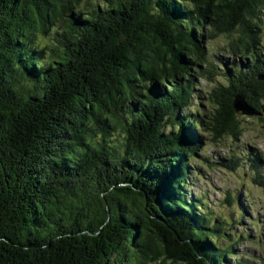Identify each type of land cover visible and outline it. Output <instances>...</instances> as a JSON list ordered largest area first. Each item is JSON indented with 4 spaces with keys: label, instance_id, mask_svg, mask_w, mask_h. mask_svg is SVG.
I'll use <instances>...</instances> for the list:
<instances>
[{
    "label": "trees",
    "instance_id": "trees-1",
    "mask_svg": "<svg viewBox=\"0 0 264 264\" xmlns=\"http://www.w3.org/2000/svg\"><path fill=\"white\" fill-rule=\"evenodd\" d=\"M263 12L264 0H0V264H249L231 261L226 221L188 188L197 130L238 139L235 95L264 105ZM236 32L244 64L212 61L206 42ZM201 77L226 83L199 114Z\"/></svg>",
    "mask_w": 264,
    "mask_h": 264
},
{
    "label": "rangeland",
    "instance_id": "rangeland-1",
    "mask_svg": "<svg viewBox=\"0 0 264 264\" xmlns=\"http://www.w3.org/2000/svg\"><path fill=\"white\" fill-rule=\"evenodd\" d=\"M261 16L263 29L260 30V43H264V12ZM231 35L221 34L206 42V51L216 63L225 62L228 67L233 64L240 67L244 62L241 63L232 54L235 51L228 46L239 33ZM260 45H256V50ZM255 48L251 46L249 54ZM222 68L225 70L224 66ZM216 81L205 77L197 80L194 102L199 114L205 108H215L209 94L217 83H226L222 77H217ZM237 118L242 130L238 139L225 135L215 140L211 131L197 130L203 137V143L192 157V167L198 173L189 175L191 184L188 191L196 198H203V209L209 213L212 222L217 218L226 221L219 242L223 246L233 245L231 261L246 260L249 264H264V161L259 172L251 165L258 156L264 157V120L242 113H237ZM233 157H238L241 164L235 170L224 167Z\"/></svg>",
    "mask_w": 264,
    "mask_h": 264
},
{
    "label": "water",
    "instance_id": "water-1",
    "mask_svg": "<svg viewBox=\"0 0 264 264\" xmlns=\"http://www.w3.org/2000/svg\"><path fill=\"white\" fill-rule=\"evenodd\" d=\"M258 77L260 80H264V72H261ZM233 108L237 113H243L248 116H261L264 112V105H262L261 110H259L250 105L246 101V99L240 94L235 95L233 101Z\"/></svg>",
    "mask_w": 264,
    "mask_h": 264
}]
</instances>
